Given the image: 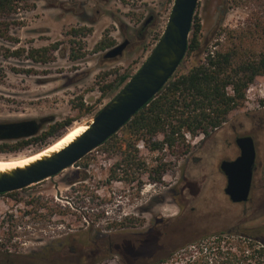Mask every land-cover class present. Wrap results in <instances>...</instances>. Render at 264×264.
Wrapping results in <instances>:
<instances>
[{
  "label": "rangeland",
  "instance_id": "obj_1",
  "mask_svg": "<svg viewBox=\"0 0 264 264\" xmlns=\"http://www.w3.org/2000/svg\"><path fill=\"white\" fill-rule=\"evenodd\" d=\"M173 3L24 0L17 12L4 17L8 37H0V122L43 119L35 136L57 122L71 125L55 137L0 152V160L36 154L73 127L88 126L118 92L104 95L102 86L140 68L162 35ZM196 21L211 46L232 29L247 31L264 22V0H200ZM82 27L92 31L74 36ZM105 36L115 40L114 46L129 40L122 56L104 58L114 46L96 49ZM50 45L57 47L49 61L29 57L32 48ZM192 63L193 58L185 57L177 71H187ZM242 135L256 141L257 168L250 200L235 203L225 192L221 163L239 155L236 139ZM188 139L192 148L187 154L137 145L149 166L159 159L170 164L162 182L150 181L141 171L135 181L111 179L119 155L96 148L86 166L75 164L15 195H0V263L86 264L100 259L97 251L111 248L112 257L99 264H122L118 253L127 264H146L220 231L264 237V75L256 78L244 105L223 126L209 136ZM5 142L15 141H0Z\"/></svg>",
  "mask_w": 264,
  "mask_h": 264
},
{
  "label": "trees",
  "instance_id": "obj_2",
  "mask_svg": "<svg viewBox=\"0 0 264 264\" xmlns=\"http://www.w3.org/2000/svg\"><path fill=\"white\" fill-rule=\"evenodd\" d=\"M23 1L0 0V37H8L4 17L17 12ZM147 26L143 24L140 31L144 33ZM91 31V28L82 27L74 30L73 35L85 37ZM225 37L221 39L218 36L210 46L209 41L202 39L200 22L193 24L186 54V57L193 58L190 68L185 72L177 71L159 94L121 129L122 136L119 137L117 132L98 147L116 151L119 155L112 166L111 179L135 181L142 177L136 176L141 171L150 181L162 182L170 164L159 159L155 166H149L140 155L139 142H143L150 151L187 154L192 148L188 137L209 136L228 121L234 110L244 105L248 88L257 77L264 75V22L258 21L247 31L232 29L230 36L227 34ZM114 44L113 38L105 36L96 49L106 50ZM56 47L32 48L29 57L36 61H49ZM72 54L75 56V52ZM79 55L80 52L76 58ZM131 77V74L120 75L115 82L102 86L101 91L104 95L109 91L116 92ZM91 111L92 108H88V112ZM68 123L70 121L57 122L39 136L0 143V152L16 151L31 141L55 137L60 130L71 125ZM87 162L88 155L76 165L86 166ZM129 250L124 254L128 255ZM118 254L121 263L127 264L123 254ZM112 255L111 248H107L97 251L95 256L102 262ZM99 260L86 264H99ZM0 264L15 263L7 260ZM146 264H264V237L220 231L189 242L160 258H152Z\"/></svg>",
  "mask_w": 264,
  "mask_h": 264
},
{
  "label": "water",
  "instance_id": "obj_3",
  "mask_svg": "<svg viewBox=\"0 0 264 264\" xmlns=\"http://www.w3.org/2000/svg\"><path fill=\"white\" fill-rule=\"evenodd\" d=\"M200 0H174L165 29L147 59L87 123L88 128L75 140L54 154L23 168L0 172V194L21 190L59 174L75 165L90 152L119 132L144 106L153 100L175 75L184 61L194 15ZM129 40L112 47L105 59L124 53ZM44 120L27 119L0 122V141H16L38 134ZM240 155L223 160L221 169L227 177L225 192L235 203L248 201L252 189L256 147L250 135L236 139Z\"/></svg>",
  "mask_w": 264,
  "mask_h": 264
},
{
  "label": "bare ground",
  "instance_id": "obj_4",
  "mask_svg": "<svg viewBox=\"0 0 264 264\" xmlns=\"http://www.w3.org/2000/svg\"><path fill=\"white\" fill-rule=\"evenodd\" d=\"M87 128L88 126H82V125L73 127L69 132H67L55 143L49 145L43 150H40L36 154L34 153L33 155H29L15 160H7V161L0 160V172H9L16 168H23L41 158L54 154L55 152L63 149L65 146H67L69 143L75 140Z\"/></svg>",
  "mask_w": 264,
  "mask_h": 264
},
{
  "label": "flooded vegetation",
  "instance_id": "obj_5",
  "mask_svg": "<svg viewBox=\"0 0 264 264\" xmlns=\"http://www.w3.org/2000/svg\"><path fill=\"white\" fill-rule=\"evenodd\" d=\"M242 136H246V135H242ZM251 136V135H250ZM240 137V136H239ZM253 137V136H252ZM238 138V137H237ZM253 139H254V137H253ZM254 143H255V147H256V141H255V139H254ZM239 148V147H238ZM239 155H240V149H239ZM238 155V156H239ZM237 156V157H238ZM236 157V158H237ZM235 158V159H236ZM230 160H233V159H230ZM260 164H262V163H260ZM257 168V149H256V161H255V166H254V172H253V183H252V189H251V193H250V197H251V194H252V190H253V184H254V175H255V169ZM223 171V170H222ZM224 172V171H223ZM225 174V173H224ZM225 176H226V174H225ZM226 179H227V177H226ZM250 197H249V199H248V201L250 200ZM247 202V201H246ZM240 203H243V202H240ZM239 232H241V231H239Z\"/></svg>",
  "mask_w": 264,
  "mask_h": 264
},
{
  "label": "built area",
  "instance_id": "obj_6",
  "mask_svg": "<svg viewBox=\"0 0 264 264\" xmlns=\"http://www.w3.org/2000/svg\"><path fill=\"white\" fill-rule=\"evenodd\" d=\"M139 147H142V143H141V144H139Z\"/></svg>",
  "mask_w": 264,
  "mask_h": 264
}]
</instances>
